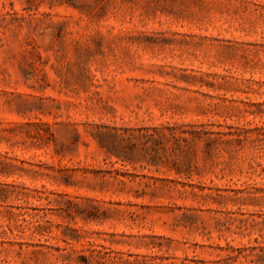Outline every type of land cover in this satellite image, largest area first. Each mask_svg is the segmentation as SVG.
Returning a JSON list of instances; mask_svg holds the SVG:
<instances>
[{
	"label": "rangeland",
	"instance_id": "rangeland-1",
	"mask_svg": "<svg viewBox=\"0 0 264 264\" xmlns=\"http://www.w3.org/2000/svg\"><path fill=\"white\" fill-rule=\"evenodd\" d=\"M0 264H264V0H0Z\"/></svg>",
	"mask_w": 264,
	"mask_h": 264
}]
</instances>
